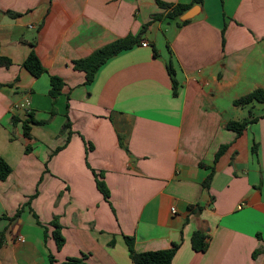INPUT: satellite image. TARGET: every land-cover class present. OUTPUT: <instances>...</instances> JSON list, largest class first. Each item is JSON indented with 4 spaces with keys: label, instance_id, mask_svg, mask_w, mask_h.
Wrapping results in <instances>:
<instances>
[{
    "label": "crops",
    "instance_id": "1",
    "mask_svg": "<svg viewBox=\"0 0 264 264\" xmlns=\"http://www.w3.org/2000/svg\"><path fill=\"white\" fill-rule=\"evenodd\" d=\"M200 6L179 27L153 20L171 10L156 0H0V56L11 60L0 64V157L12 167L0 180V264H134L126 235L138 252L180 243L172 264H264V103L234 104L264 90V0ZM130 34L139 44L86 83L74 60ZM32 50L38 77L24 66ZM52 75L65 82L55 103ZM250 111L258 119L241 135L227 127ZM196 230L206 251L192 245Z\"/></svg>",
    "mask_w": 264,
    "mask_h": 264
},
{
    "label": "trees",
    "instance_id": "2",
    "mask_svg": "<svg viewBox=\"0 0 264 264\" xmlns=\"http://www.w3.org/2000/svg\"><path fill=\"white\" fill-rule=\"evenodd\" d=\"M157 3L163 7V8H171L169 12L166 14H155L153 16V20L162 19V18H169L172 20H175L177 25L179 27L188 24L191 19L182 21L180 19V16L186 12L188 9L193 7L194 5H202L204 0H193L191 3L187 4H177L175 6L164 2L162 0H156ZM149 25L146 24L145 27ZM222 42L223 45L225 44V29L222 32ZM140 42V36L137 35H128L124 38L117 39L99 49L94 51L90 56L85 58H80L77 60H74L73 65L76 70L84 71L86 73V83H91L94 81L95 76L98 72V70L104 65L110 58L113 56L119 54L122 51H125L127 49L132 48L133 46L139 44ZM170 59L168 61V70L172 77L173 81V93L174 95L178 94V88H179V82L175 77V68L173 66V53L170 50ZM157 54V52H156ZM0 64L9 66L11 64V60L7 57L0 56ZM24 66L36 77L42 75L46 68L42 64L40 58L36 54L34 50L30 52V54L27 56L26 60L24 61ZM65 85V82L63 78L57 75L51 76V89H50V95L54 99V103L58 99L59 95L62 93V89ZM254 101H259L264 103V90L259 88L256 90H253L252 92L237 98L234 100V104L236 106H246ZM56 112V108L53 107L52 113ZM29 118L23 121V129L24 134L26 137H31V130L32 127L30 125L31 122L38 123L34 119L33 113H28ZM258 117H254L252 114V111H250V116L248 118H245L243 120H231L228 122L227 127L233 131H235L238 135H241L247 127L251 124L256 122ZM14 120H17L15 117ZM70 126L69 123L66 124V127ZM62 147V146H61ZM61 147H58L55 151H58L61 149ZM228 148L227 145H222L219 149L218 153L216 154V160L219 159ZM27 151L31 150V147L28 146ZM253 150H256V146L254 145ZM12 171L11 165L4 159L0 157V180H5L8 178ZM95 177H96V183L98 189L102 192L104 197L109 200L110 198V189L104 180V172H96L94 171ZM213 178V173L209 174L206 180L204 181V186L209 187L211 184V180ZM31 199V198H30ZM30 202V201H29ZM200 209V208H199ZM23 211V207H20L15 214L14 217L18 218L21 216V213ZM50 225L54 227L52 231V236L56 241L57 247L60 249L64 246L66 242V238L63 235L62 229L63 226L59 221V218L55 217L51 222ZM207 234L203 230H196L192 236V245L195 250L197 251H206L208 248V242H207ZM126 242L128 244V248L130 251V255L132 260L134 261V264H172V261L180 247V243H173L171 247L166 249H159V250H149L144 252H138L135 249V237L126 235ZM115 243V240H112L110 242V245H113ZM52 257V256H51ZM53 258V257H52ZM70 261L79 263V264H86L82 258H70Z\"/></svg>",
    "mask_w": 264,
    "mask_h": 264
},
{
    "label": "water",
    "instance_id": "3",
    "mask_svg": "<svg viewBox=\"0 0 264 264\" xmlns=\"http://www.w3.org/2000/svg\"><path fill=\"white\" fill-rule=\"evenodd\" d=\"M201 6L200 5H194L190 9H188L186 12H184L181 16L180 19L182 21L192 19L194 16H196L200 12Z\"/></svg>",
    "mask_w": 264,
    "mask_h": 264
},
{
    "label": "built area",
    "instance_id": "4",
    "mask_svg": "<svg viewBox=\"0 0 264 264\" xmlns=\"http://www.w3.org/2000/svg\"><path fill=\"white\" fill-rule=\"evenodd\" d=\"M143 45H144V46H148V43H147V42H144ZM26 105H29V102H27ZM23 106H25V105L23 104ZM174 211H175V210H174ZM20 239H22V238H20Z\"/></svg>",
    "mask_w": 264,
    "mask_h": 264
}]
</instances>
